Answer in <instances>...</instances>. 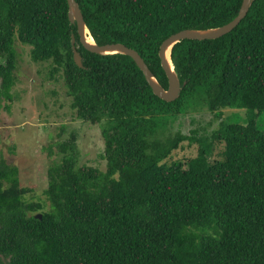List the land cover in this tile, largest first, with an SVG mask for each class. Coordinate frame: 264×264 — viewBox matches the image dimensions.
<instances>
[{"label":"trees","instance_id":"1","mask_svg":"<svg viewBox=\"0 0 264 264\" xmlns=\"http://www.w3.org/2000/svg\"><path fill=\"white\" fill-rule=\"evenodd\" d=\"M95 44L135 50L158 82L167 79L157 50L181 29L221 26L241 0H74ZM81 66L72 60L70 35ZM29 45L32 61L61 72L75 117L99 123L103 170L76 165L75 136L57 144L43 195L30 188L0 154V264H264V132L219 121L197 153L165 162L180 140L158 139L166 116L203 105L264 109V0L214 39H181L169 59L180 86L164 101L134 61L98 54L78 42L66 0H0V105L11 99L13 41ZM217 158H210L215 145Z\"/></svg>","mask_w":264,"mask_h":264},{"label":"rangeland","instance_id":"2","mask_svg":"<svg viewBox=\"0 0 264 264\" xmlns=\"http://www.w3.org/2000/svg\"><path fill=\"white\" fill-rule=\"evenodd\" d=\"M13 47L15 67L11 99L1 101L0 105V154L6 162L16 165L19 185L30 188L22 199L39 201L47 207L43 195L46 170L61 156L57 148L59 142L73 134L76 165L104 169L100 125L75 117L60 70L49 74L48 61H32L27 44L14 39ZM220 111V118H215L203 105H195L185 106L180 113L165 115L166 125L157 130L154 137L164 139L176 132L190 135L178 142L165 162L193 157L199 145L191 136L207 139L219 121L243 124L250 116L256 127L264 132V109L222 108ZM220 149L219 144L215 145L210 158H217Z\"/></svg>","mask_w":264,"mask_h":264},{"label":"water","instance_id":"3","mask_svg":"<svg viewBox=\"0 0 264 264\" xmlns=\"http://www.w3.org/2000/svg\"><path fill=\"white\" fill-rule=\"evenodd\" d=\"M67 3V19L69 23H74L75 25V33L77 35L78 42L80 45L87 51L98 53V54H105V53H123L128 55L136 64L138 69L144 76L147 84L149 85L152 93L156 95L158 98L164 101H172L174 100L179 93V83L178 79L172 69V65L169 59V51L172 44L181 40V39H214L217 38L227 32H229L237 23L244 17L247 12V9L250 4V0H241L240 6L236 15L227 23L208 29L196 30V29H181L176 31L166 38H164L157 50V55L159 58V63L164 71L165 77L167 79V86L166 89H163L158 82L155 80L149 69L147 68L146 64L143 62L142 58L138 55V53L121 43H104V44H95L90 37V42L86 41V36L84 34V30L87 31L81 12L74 0H66ZM88 33V31H87ZM70 46L72 51V60L77 66H81L80 64V56L76 51L74 45V36L73 34L70 35ZM169 63H168V62ZM171 65V67L169 66Z\"/></svg>","mask_w":264,"mask_h":264},{"label":"bare ground","instance_id":"4","mask_svg":"<svg viewBox=\"0 0 264 264\" xmlns=\"http://www.w3.org/2000/svg\"><path fill=\"white\" fill-rule=\"evenodd\" d=\"M84 34H85V36H86V41L87 42H90V37H89V35H88V33H87V31L86 30H84ZM168 62V61H167ZM169 63V62H168ZM169 66L171 67V65L169 64Z\"/></svg>","mask_w":264,"mask_h":264}]
</instances>
